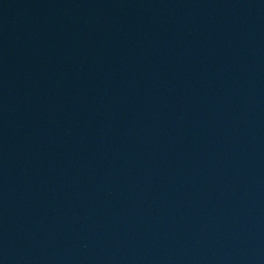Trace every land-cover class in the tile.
<instances>
[{
  "label": "water",
  "instance_id": "95a60500",
  "mask_svg": "<svg viewBox=\"0 0 264 264\" xmlns=\"http://www.w3.org/2000/svg\"><path fill=\"white\" fill-rule=\"evenodd\" d=\"M0 264H264V0H227L1 159Z\"/></svg>",
  "mask_w": 264,
  "mask_h": 264
}]
</instances>
